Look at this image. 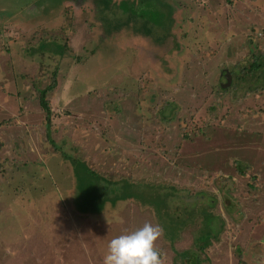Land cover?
Instances as JSON below:
<instances>
[{
	"label": "rangeland",
	"instance_id": "1",
	"mask_svg": "<svg viewBox=\"0 0 264 264\" xmlns=\"http://www.w3.org/2000/svg\"><path fill=\"white\" fill-rule=\"evenodd\" d=\"M261 53L264 0H0V264H102L144 222L161 264H264Z\"/></svg>",
	"mask_w": 264,
	"mask_h": 264
},
{
	"label": "clouds",
	"instance_id": "2",
	"mask_svg": "<svg viewBox=\"0 0 264 264\" xmlns=\"http://www.w3.org/2000/svg\"><path fill=\"white\" fill-rule=\"evenodd\" d=\"M161 235L158 225L142 226L111 238L102 257V264H161L154 241Z\"/></svg>",
	"mask_w": 264,
	"mask_h": 264
},
{
	"label": "trees",
	"instance_id": "3",
	"mask_svg": "<svg viewBox=\"0 0 264 264\" xmlns=\"http://www.w3.org/2000/svg\"><path fill=\"white\" fill-rule=\"evenodd\" d=\"M52 38L54 40L58 39V36H52ZM253 40H251L250 42H252ZM260 61V62H259ZM264 53H261L260 55H258V60H256V58H254L252 61L249 62V67L247 66H241L239 67V70L242 73V78L246 79L247 77H255L254 73L256 74V77H258V80L260 81V78L262 79V77H260V70L262 69V71L264 70ZM50 67V65H46L44 62H42L40 64V74H44L43 78H49L50 82L47 85V87L40 89L37 93L38 97H39V102H40V106L41 108L46 112V118L47 120H49L50 114H51V108H50V101L48 98V93L49 91L53 90L54 87L57 84V70H54L51 72V70H48V68ZM51 72V73H50ZM260 77V78H259ZM231 81V80H230ZM229 81V82H230ZM263 81V85H261L260 87H257L256 90L263 88L264 89V79L261 80ZM228 83V82H227ZM231 83V82H230ZM227 90V89H224ZM166 103V102H165ZM165 106H161V107H157V109L159 110V108H161L157 114V118L159 119L160 122L164 121L163 119L160 118L159 114L163 111ZM6 122H1V124H4ZM49 125V123H48ZM181 127L184 129L186 127V125H182ZM185 138L189 137V134H184ZM239 172H241V170L239 169ZM156 196H154L155 201L159 200V198H155Z\"/></svg>",
	"mask_w": 264,
	"mask_h": 264
},
{
	"label": "water",
	"instance_id": "4",
	"mask_svg": "<svg viewBox=\"0 0 264 264\" xmlns=\"http://www.w3.org/2000/svg\"><path fill=\"white\" fill-rule=\"evenodd\" d=\"M230 80H231V78H230V74L228 73L227 78H226V79L224 78V80H221V83H227V82H229ZM160 258H161V255H160Z\"/></svg>",
	"mask_w": 264,
	"mask_h": 264
}]
</instances>
